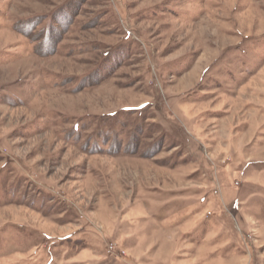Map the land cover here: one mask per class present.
Listing matches in <instances>:
<instances>
[{
	"label": "rangeland",
	"instance_id": "rangeland-1",
	"mask_svg": "<svg viewBox=\"0 0 264 264\" xmlns=\"http://www.w3.org/2000/svg\"><path fill=\"white\" fill-rule=\"evenodd\" d=\"M0 264H264V0H0Z\"/></svg>",
	"mask_w": 264,
	"mask_h": 264
}]
</instances>
